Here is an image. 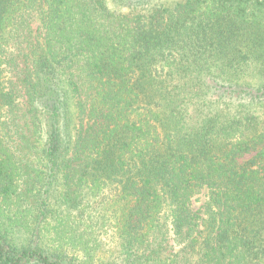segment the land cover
<instances>
[{
	"label": "trees",
	"instance_id": "trees-1",
	"mask_svg": "<svg viewBox=\"0 0 264 264\" xmlns=\"http://www.w3.org/2000/svg\"><path fill=\"white\" fill-rule=\"evenodd\" d=\"M0 264H264V0H0Z\"/></svg>",
	"mask_w": 264,
	"mask_h": 264
},
{
	"label": "rangeland",
	"instance_id": "rangeland-1",
	"mask_svg": "<svg viewBox=\"0 0 264 264\" xmlns=\"http://www.w3.org/2000/svg\"><path fill=\"white\" fill-rule=\"evenodd\" d=\"M206 190L202 191L199 195L195 196L192 200V207L194 210L199 209L205 202H206ZM102 240L106 243L107 238L104 236L102 237ZM111 249L113 250V246H111Z\"/></svg>",
	"mask_w": 264,
	"mask_h": 264
}]
</instances>
